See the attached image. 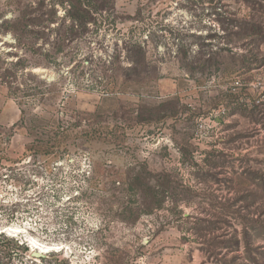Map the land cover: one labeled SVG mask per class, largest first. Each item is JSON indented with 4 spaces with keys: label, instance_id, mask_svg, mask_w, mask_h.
<instances>
[{
    "label": "rangeland",
    "instance_id": "374dc122",
    "mask_svg": "<svg viewBox=\"0 0 264 264\" xmlns=\"http://www.w3.org/2000/svg\"><path fill=\"white\" fill-rule=\"evenodd\" d=\"M38 1L0 0V264H264V67L237 72L251 49L264 54L243 26L260 19L256 9L114 0L115 29L28 69L53 84L45 95L12 93L4 80L16 41L2 23ZM128 37L147 48L158 79L89 87V62L109 61ZM204 64L212 78L187 76ZM139 175L165 180L167 199L126 224L128 199L102 189Z\"/></svg>",
    "mask_w": 264,
    "mask_h": 264
},
{
    "label": "trees",
    "instance_id": "16d2710c",
    "mask_svg": "<svg viewBox=\"0 0 264 264\" xmlns=\"http://www.w3.org/2000/svg\"><path fill=\"white\" fill-rule=\"evenodd\" d=\"M247 2L256 9L260 19L246 21L243 24L247 32L246 40L251 42L252 46H257V43L258 45L264 44V0H247ZM60 7L64 10V14L61 16L59 15ZM115 19L114 0H39L22 8L15 17L7 18L2 23L3 31L12 35L16 41V51L9 55L17 57V61L8 63L4 84L12 93L13 91L20 93L31 91L33 96L45 95L47 89L53 84L28 69L51 66L50 64L57 61L59 53L69 48L71 42H74L77 37L94 30L98 31L101 26H105L109 30L111 27V30L115 29ZM123 43L124 47L120 51L115 50L109 61L96 68H93L92 62H89L90 66L87 67L90 77L93 79L89 87L101 84L105 90L112 87V91H115L120 80H125L124 83H126L134 82L133 77L138 78L139 81H144L147 77L150 79L153 76L158 79L160 69L151 66L149 53L143 43L133 37L124 39ZM19 51L22 53L20 54ZM123 52L125 53L124 61L128 63L123 68L117 67ZM178 53H181L180 49H178ZM249 53L250 55L241 57L237 72L242 70L250 72L264 67V54L260 55L255 49H251ZM184 55L186 59L187 51L184 52ZM63 58L64 64H72L74 61V57L69 58L67 55ZM212 61L213 58H208L205 63ZM76 65H80V61ZM189 67L186 70L187 76L198 77L196 78L198 81L212 78L214 75L211 68L205 64L201 69L195 68L193 65ZM81 72L85 74L84 70ZM237 72L224 73H226V78H230ZM197 74L199 76H195ZM243 75L244 72H241L239 76ZM93 77L101 80H95ZM102 81H106V84H103ZM235 95L231 94L230 96ZM167 184L165 180L160 179L152 182L151 178L139 175L123 182L110 180L104 185L102 192L113 195L115 198L117 193L124 194V198L128 200L120 206L123 217L121 222L133 224L141 215H147L164 208L167 199ZM131 195L139 196V206L134 208L130 204ZM25 252H28V248H25Z\"/></svg>",
    "mask_w": 264,
    "mask_h": 264
}]
</instances>
